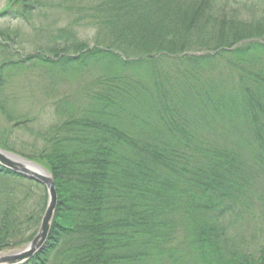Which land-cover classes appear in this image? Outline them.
I'll return each instance as SVG.
<instances>
[{
  "label": "trees",
  "instance_id": "trees-1",
  "mask_svg": "<svg viewBox=\"0 0 264 264\" xmlns=\"http://www.w3.org/2000/svg\"><path fill=\"white\" fill-rule=\"evenodd\" d=\"M44 1L7 0L0 18L26 22ZM68 7L76 8L71 25L47 26L46 42H35L33 30L42 49L34 54L20 55L18 34L0 31V115L12 124L0 130V148L48 169L58 197L48 243L28 264H46L61 243L70 245L63 264H264V253L231 237L252 199L264 215V42L248 41L264 38V17L226 21L214 0H71ZM89 32L94 42H80ZM32 61L68 77L97 73L76 107L61 110L72 120L54 125L51 138L39 130L47 146L11 138L30 132L33 120L8 109L15 100L5 86ZM220 123L239 139L195 135ZM25 182L0 167V251L28 243L38 228L39 209L8 221L6 199Z\"/></svg>",
  "mask_w": 264,
  "mask_h": 264
},
{
  "label": "rangeland",
  "instance_id": "rangeland-1",
  "mask_svg": "<svg viewBox=\"0 0 264 264\" xmlns=\"http://www.w3.org/2000/svg\"><path fill=\"white\" fill-rule=\"evenodd\" d=\"M71 0H45L44 7L34 8L28 17V21L17 19L13 17L0 18V31L16 32L18 38L16 39L17 45L14 46L15 50L19 51V54L30 55L34 54L36 50H42L35 48L34 40L36 39L35 33H39V40L35 42H46V27L50 26L54 29L63 28L71 25L73 16L72 13L76 11L75 7H68ZM7 0H0L1 9L4 8ZM53 3L54 5H49ZM215 7H217L216 14L221 17H225L226 21L236 20L238 22H251L259 21L264 17V0H214ZM6 7V6H5ZM0 9V10H1ZM72 17V18H69ZM37 31V32H33ZM95 33L89 32L87 37L79 36L80 42H94ZM35 38V39H34ZM43 38V39H42ZM244 39L242 40V42ZM251 42H264V38L256 40H248ZM245 40L244 42H248ZM17 46V47H16ZM236 46H240L236 44ZM242 46V45H241ZM235 47V46H234ZM14 54V57L19 56ZM45 55L46 58L53 60V57L46 55L45 53H37ZM23 55V56H25ZM188 55V53H186ZM193 55V54H192ZM197 56L204 55L203 51H199ZM22 56V57H23ZM34 56V55H32ZM97 73L90 71L81 77H71L63 75L58 69L46 67L40 65L37 61L26 63L25 67L13 74L11 78L7 79L5 86V95L9 94V102L15 100L14 104L8 107L10 110L18 115H26L28 120H33L30 123L31 131H24L23 129L14 130V134L11 136L16 145H20V141L33 144L38 140L40 146H47L43 141L38 139L37 133L39 130L46 129V138H51L52 133L56 131L54 125L60 126L62 122L66 120H72L75 116L70 114H61V110H66L69 106L73 107L79 100L78 94L84 87L89 78H92ZM70 102L71 105H66L62 109L60 106L63 103ZM69 103V104H70ZM76 107V106H74ZM58 110L60 113H58ZM71 110V109H70ZM66 118V119H65ZM65 119V120H64ZM12 124H8L6 116L0 115V130L8 129ZM40 128V129H39ZM229 126L220 123L214 125L212 128H203V130H196L195 135H198L205 142L221 143L222 140L236 141L239 139L238 135H234L232 132H228ZM6 131V130H5ZM4 131V132H5ZM200 132H203L202 135ZM59 137V136H58ZM48 144V142L45 140ZM24 183L22 187H16L14 189L12 201L6 199L5 207L13 206L8 221L13 220L14 224L16 220L23 222L26 217L32 216L37 210L46 208L47 200L43 201V196H46V192L39 184ZM21 191H24L23 195H19ZM16 200L14 202V198ZM42 199V203L40 202ZM45 199V198H44ZM0 200H3L0 196ZM18 200L20 203H18ZM18 204L20 209L14 211V205ZM40 207V208H39ZM247 218V219H246ZM0 217V227L2 222ZM235 219H239L242 226L237 232L233 230L232 236L238 243L242 244L244 250L259 255L264 253V215L261 213V208L258 206V202L252 199L251 206L248 209L239 214ZM249 224V225H248ZM248 225L247 228H244ZM14 226V225H13ZM23 226H27L26 223ZM231 232V231H230ZM231 234V233H230ZM69 244L61 243L56 250L49 254L46 264H63L64 259L67 257V249ZM20 247L12 249H4L0 251V254H10L16 250H20ZM175 248V247H174ZM176 258L171 260L175 261ZM194 263V260L191 264ZM162 264H171L168 261Z\"/></svg>",
  "mask_w": 264,
  "mask_h": 264
},
{
  "label": "water",
  "instance_id": "water-1",
  "mask_svg": "<svg viewBox=\"0 0 264 264\" xmlns=\"http://www.w3.org/2000/svg\"><path fill=\"white\" fill-rule=\"evenodd\" d=\"M0 166L26 180L41 184L47 192V205L37 234L21 250L0 255V264H26L46 246L57 205L55 185L46 169L2 149H0Z\"/></svg>",
  "mask_w": 264,
  "mask_h": 264
},
{
  "label": "bare ground",
  "instance_id": "bare-ground-1",
  "mask_svg": "<svg viewBox=\"0 0 264 264\" xmlns=\"http://www.w3.org/2000/svg\"><path fill=\"white\" fill-rule=\"evenodd\" d=\"M15 155H17V154H15ZM17 156H19V155H17ZM16 213V212H15ZM37 214H35L34 216H36ZM55 215V214H54ZM43 216H44V213L42 214V216H40V218H39V220H40V222H39V225H38V228H37V231H38V229H39V227H40V224H41V221H42V218H43ZM53 220H54V217H53ZM53 220H52V223H51V227H52V224H53ZM22 227V226H21ZM51 230V229H50ZM47 243H48V240H47Z\"/></svg>",
  "mask_w": 264,
  "mask_h": 264
}]
</instances>
